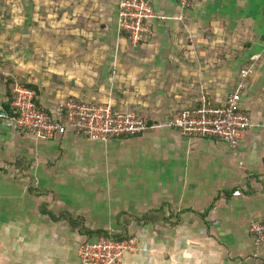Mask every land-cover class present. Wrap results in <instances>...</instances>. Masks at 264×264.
Wrapping results in <instances>:
<instances>
[{
	"label": "crops",
	"instance_id": "1",
	"mask_svg": "<svg viewBox=\"0 0 264 264\" xmlns=\"http://www.w3.org/2000/svg\"><path fill=\"white\" fill-rule=\"evenodd\" d=\"M147 1L164 18L150 21L138 45L119 27L121 0H31L15 8L20 23L0 22V107L19 80L35 87L51 113L76 98L134 111L152 126L204 96L223 105L240 70L251 68L240 106L252 125L237 148L166 127L106 140L71 132L39 139L0 119V158L35 156L31 166L52 197L48 208L89 228L111 229L115 216L162 203V232L135 226L144 228V251L126 253L124 264H264V248H255L249 231L251 219L264 221V0H201L187 8ZM4 203L3 223L19 220L21 208L32 225L43 222L22 233L15 264H80L77 246L93 238L51 220L40 202Z\"/></svg>",
	"mask_w": 264,
	"mask_h": 264
},
{
	"label": "built area",
	"instance_id": "2",
	"mask_svg": "<svg viewBox=\"0 0 264 264\" xmlns=\"http://www.w3.org/2000/svg\"><path fill=\"white\" fill-rule=\"evenodd\" d=\"M187 8L201 0H176ZM163 19L147 0H121L119 27L133 45H138L150 32V21ZM251 68L240 70L234 90L227 95L221 106H213L207 97L200 99L194 109H184L158 125H147L144 118L134 111H115L110 104L92 103L76 98L61 102L54 113L40 109L36 102V90L21 81L11 84L10 113L2 116L10 129L23 131L39 139H53L67 132L92 140H106L116 136H135L148 128L166 127L198 137L218 138L230 148L236 149L243 132L252 125L248 114L240 106ZM235 190L233 195H240ZM249 231L257 250L264 248V221L251 219ZM142 232L128 239L115 240L100 236L77 246L80 264H124L126 253L144 251L140 247Z\"/></svg>",
	"mask_w": 264,
	"mask_h": 264
},
{
	"label": "rangeland",
	"instance_id": "3",
	"mask_svg": "<svg viewBox=\"0 0 264 264\" xmlns=\"http://www.w3.org/2000/svg\"><path fill=\"white\" fill-rule=\"evenodd\" d=\"M30 6L31 0H0V22L6 24H15L17 18L18 22L20 23V18L22 16L13 14L15 12V8H29ZM28 151L26 152L29 153ZM32 156L33 155L30 153L27 155H23V152H21L19 155L15 154L11 155V157L8 156V158H0V205H5V200H7L8 202H14L17 200L25 199L30 200L33 205L40 202L41 211L44 207H48L49 204L47 200L48 198L52 197L48 196L49 189H47L45 180H42V173L39 174V168L34 169L31 166V163L32 165L33 163H36L34 158L35 156ZM6 206V209L8 211H14L15 209L13 205L7 204ZM27 208L31 209L32 212L34 211L32 209L34 208V206L31 207L30 205ZM158 208L159 210L155 212H157L158 216H160L162 219V203L158 206ZM22 209L23 208L19 209V220H14L11 218V216H9L8 219L10 221L7 220V223H3L0 221V264H15L16 255L14 254V250L17 246H21L22 244V233L25 232L29 235L30 231H26L28 230L27 227H29V230H31L32 227H39L40 224L43 223L39 218V220L32 225L30 222V215H28L26 218L21 217L23 214ZM36 213L34 212V214ZM133 213L137 214L136 212ZM72 216L74 215L72 214ZM124 219L125 216L122 215L120 221L123 222ZM33 220L36 221L35 217H33ZM115 220L116 216L114 218V222ZM135 223V219H131L128 230H126L129 235H134L139 232V230L142 231L144 229L141 227L134 229L135 226H139L135 225ZM160 225L162 226V222L160 223ZM160 225H152L150 226V228H152L154 232L158 231L159 233L162 232V227H160ZM120 228V226H117L115 224L113 228L107 229L115 233L120 232ZM86 236L87 238L93 237L88 235ZM55 237L58 238V235L56 234Z\"/></svg>",
	"mask_w": 264,
	"mask_h": 264
},
{
	"label": "trees",
	"instance_id": "4",
	"mask_svg": "<svg viewBox=\"0 0 264 264\" xmlns=\"http://www.w3.org/2000/svg\"><path fill=\"white\" fill-rule=\"evenodd\" d=\"M24 85H28L32 88L35 89V87L29 83L22 82ZM11 95L9 96L10 99ZM37 102V99H36ZM9 100L6 103H3L4 109L10 113V108H9ZM38 104V102H37ZM38 107L40 109H43L39 104ZM44 110V109H43ZM159 208L156 209H148L144 211L141 215L135 214L133 212H123V216H125V219L123 222L120 221V218L122 216L118 215L116 216L115 223L117 226H120V232H111L107 228H89L85 225L84 221L82 220L81 217L79 216H72V214L66 210H62L58 213H55L50 210L48 207H44L42 209L43 214H46L49 216L51 220L54 222L60 221V220H65L69 226L72 229H77V231L82 234V235H88V236H93V240L97 239L100 236H105L107 238L115 239V240H124L128 239L132 235H129L126 230H128L129 224L131 219H135V225L139 226H152V225H160L162 222V219L160 216H158L157 211ZM92 241V240H90Z\"/></svg>",
	"mask_w": 264,
	"mask_h": 264
},
{
	"label": "water",
	"instance_id": "5",
	"mask_svg": "<svg viewBox=\"0 0 264 264\" xmlns=\"http://www.w3.org/2000/svg\"><path fill=\"white\" fill-rule=\"evenodd\" d=\"M0 113L2 116H6V110L3 107H0Z\"/></svg>",
	"mask_w": 264,
	"mask_h": 264
}]
</instances>
